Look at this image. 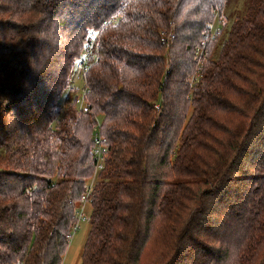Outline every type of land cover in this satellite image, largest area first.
<instances>
[{"label":"trees","instance_id":"1","mask_svg":"<svg viewBox=\"0 0 264 264\" xmlns=\"http://www.w3.org/2000/svg\"><path fill=\"white\" fill-rule=\"evenodd\" d=\"M248 1L213 29L228 0H0V264H61L84 196L81 264H264Z\"/></svg>","mask_w":264,"mask_h":264},{"label":"rangeland","instance_id":"2","mask_svg":"<svg viewBox=\"0 0 264 264\" xmlns=\"http://www.w3.org/2000/svg\"><path fill=\"white\" fill-rule=\"evenodd\" d=\"M248 2H249L248 0H228L224 10L222 11L218 19L216 18L217 20L214 23L213 29H215L216 27L219 29V24L222 26L224 23L231 22L236 15L238 16L242 15L245 12V6L248 4ZM218 20L220 23H218ZM215 31H212V33ZM224 32L222 34L223 37L221 36V38H225ZM73 85L77 87L78 90L76 92H71L73 96L70 99L73 100L75 98H78L83 103L81 104V106L83 105L82 107H84L83 100H84L85 94H83L84 91L82 88L81 77L76 76L73 80ZM74 96H77V97H74ZM189 115H190V112H189ZM99 122H100V119H98V123ZM260 145H261V142L259 141L256 142V148L261 149ZM252 162L253 161H250V164L249 163L244 164V167H246L245 169H248L249 167H251ZM212 206L213 205H211V207ZM89 211H90V208L88 204H84L83 208L79 210L81 215L84 214L86 216L88 215ZM88 231H89V222L85 219L82 220L78 218V220L76 221V229L72 231L70 235L69 244L66 248L61 264H81V253H82V249L84 247L85 241L87 239ZM145 256L146 258L144 260V264H148V262L151 259V256H148V255H145Z\"/></svg>","mask_w":264,"mask_h":264},{"label":"built area","instance_id":"3","mask_svg":"<svg viewBox=\"0 0 264 264\" xmlns=\"http://www.w3.org/2000/svg\"><path fill=\"white\" fill-rule=\"evenodd\" d=\"M76 102H77V104H80V105L83 104L81 102V100H79V99H77ZM82 109L84 112L87 111L86 107H84ZM97 125L93 129V135H92L93 145H92V149H91V155H92V158L95 162V167H96L95 171L99 172L103 168V163H104V160L106 157L107 149H106V146L104 145V142H103V140H102V138L98 132V126ZM81 201H82V204L87 203V197H85V196L82 197ZM78 218H80L82 220L85 219L84 215H81V214L78 215ZM78 218H77V220H78ZM75 229H76V225L72 228L71 233Z\"/></svg>","mask_w":264,"mask_h":264},{"label":"crops","instance_id":"4","mask_svg":"<svg viewBox=\"0 0 264 264\" xmlns=\"http://www.w3.org/2000/svg\"><path fill=\"white\" fill-rule=\"evenodd\" d=\"M89 205V204H88ZM84 206V205H83ZM81 208H83V207H81ZM89 208H90V205H89ZM89 214H90V211H89V213H88V215L86 216V215H84V217H85V220H87L88 221V218H89Z\"/></svg>","mask_w":264,"mask_h":264}]
</instances>
